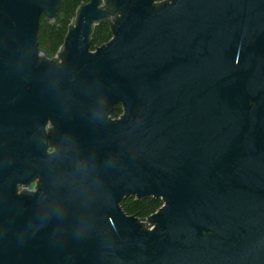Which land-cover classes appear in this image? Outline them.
<instances>
[{"label": "water", "instance_id": "obj_1", "mask_svg": "<svg viewBox=\"0 0 264 264\" xmlns=\"http://www.w3.org/2000/svg\"><path fill=\"white\" fill-rule=\"evenodd\" d=\"M154 2L0 0V264H264V0Z\"/></svg>", "mask_w": 264, "mask_h": 264}, {"label": "trees", "instance_id": "obj_2", "mask_svg": "<svg viewBox=\"0 0 264 264\" xmlns=\"http://www.w3.org/2000/svg\"><path fill=\"white\" fill-rule=\"evenodd\" d=\"M90 0H61L58 14L54 21H47L42 17L37 34L38 52L47 60H53L58 50L63 47L67 34L75 24L79 9L89 3ZM170 0H155L154 4L162 6ZM112 39L111 26L101 24L94 30L90 50L95 51L97 47L106 45ZM163 206L161 199L153 197L136 200L134 197H127L120 203L122 211L129 216L138 218L145 223L146 228L149 217L155 214Z\"/></svg>", "mask_w": 264, "mask_h": 264}, {"label": "flooded vegetation", "instance_id": "obj_3", "mask_svg": "<svg viewBox=\"0 0 264 264\" xmlns=\"http://www.w3.org/2000/svg\"><path fill=\"white\" fill-rule=\"evenodd\" d=\"M101 47V46H99ZM98 48V47H97ZM125 113V108L121 103H116L115 105H113L109 115H108V119L110 121H119L121 120V118L124 116ZM45 130L46 132H52V133H56V126L54 125V123L51 120H48L45 126ZM56 150L55 147H49L47 149V153L51 154ZM38 181L39 179H35L32 183H30L27 186H19L18 187V192H35L37 189V185H38Z\"/></svg>", "mask_w": 264, "mask_h": 264}]
</instances>
